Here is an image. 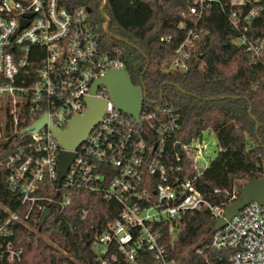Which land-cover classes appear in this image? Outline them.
Masks as SVG:
<instances>
[{
    "label": "built area",
    "instance_id": "1",
    "mask_svg": "<svg viewBox=\"0 0 264 264\" xmlns=\"http://www.w3.org/2000/svg\"><path fill=\"white\" fill-rule=\"evenodd\" d=\"M215 5L224 10L229 6V22L239 30L238 42L246 45L252 61L263 57L264 38L253 41L247 33L264 9L263 0H191L195 20L179 23L187 34L170 70L188 71L191 52L201 38L198 22ZM103 16L108 20L105 12ZM119 68L125 69L124 61L103 50L84 7L70 8L65 0H0V140L20 134L12 152L0 159L18 202L17 210L2 208L0 259L20 261L23 255L22 248L8 240L11 223L36 222L33 213L38 211L40 220L45 209L51 210L49 218L62 215L76 199L82 201L79 216L85 219L100 198L116 202L121 210L92 240L95 264H139L148 254L152 264H176L169 244L181 232L184 218L200 207L215 220H226L212 236L217 253L206 264H264V205L252 200L226 218L227 205L213 204L197 186L209 164L204 160V132L189 142L176 140L173 161L166 152L168 140L179 129L173 106L142 108L137 123L114 107L104 85L91 93L97 79ZM93 95L107 101L103 118L74 150L58 182L65 149L48 124L66 129L73 116L86 113L87 98ZM45 115V126L26 131ZM185 160L192 163L191 175L183 174ZM236 192L232 199L239 198Z\"/></svg>",
    "mask_w": 264,
    "mask_h": 264
},
{
    "label": "trees",
    "instance_id": "2",
    "mask_svg": "<svg viewBox=\"0 0 264 264\" xmlns=\"http://www.w3.org/2000/svg\"><path fill=\"white\" fill-rule=\"evenodd\" d=\"M65 1L70 8L90 9L89 21L99 33L103 50L124 61L133 85L144 84L143 111L160 106L178 111L179 129L166 148L173 161L176 140L189 142L207 130L215 134L220 149L197 182L206 199L221 205L236 202L241 198L239 188L264 177V53L256 63L252 61L246 45L238 42L239 30L229 22V6L224 10L215 5L204 13L198 22L200 41L191 52L188 71L181 73L169 67L187 34L179 23L195 20L191 0H107L108 32L100 9L104 0ZM253 22L248 36L262 40L264 9ZM19 136L0 140V159L12 152V142ZM185 161L183 174L191 175L192 163ZM234 190L238 199H232ZM6 205L17 210L18 202L9 190L7 171L1 168L0 215ZM81 206L82 201L74 200L71 208L52 215L41 229L38 211L33 213L36 222L11 223L8 240L22 248L23 255L20 261L0 259V264H95L92 240L118 216L121 207L97 198L88 217L81 219ZM215 222L205 207L189 213L169 244L170 258L176 264H206L213 259L217 253L211 246ZM198 249L204 252L199 254ZM152 262L148 254L139 264Z\"/></svg>",
    "mask_w": 264,
    "mask_h": 264
},
{
    "label": "water",
    "instance_id": "3",
    "mask_svg": "<svg viewBox=\"0 0 264 264\" xmlns=\"http://www.w3.org/2000/svg\"><path fill=\"white\" fill-rule=\"evenodd\" d=\"M107 0H104L100 9L102 14L105 12V5ZM90 11V9H88ZM105 29L108 32V20H106ZM148 64L144 68L146 71ZM104 85L111 95L114 102V107L118 110L124 111L134 117L137 123H141V114L144 104V99L147 97L146 88L143 83L141 85H133L128 73L125 69H110L101 78L97 79L92 88L91 93L95 94L98 87ZM88 108L86 113L73 116L69 120L68 127L61 129L56 127L53 123H49L50 130L58 139L63 150L60 154V175L58 182L65 176L70 167L71 161L75 157L74 150L78 149L88 137L92 128L103 118L105 108L107 106L106 100H101L96 96H89L87 98ZM251 112V110H250ZM47 124V116H43L33 125L26 128V131H34L40 129ZM257 125V124H256ZM257 125V129H258ZM179 145H177V148ZM241 198L225 208V217L231 218L233 215L240 212L250 201L254 200L264 205V177L258 179L253 178L249 180L243 187L239 188ZM51 210L45 209L39 220V228L41 229L50 217ZM225 219H217L214 224V229L217 231L225 226Z\"/></svg>",
    "mask_w": 264,
    "mask_h": 264
},
{
    "label": "rangeland",
    "instance_id": "4",
    "mask_svg": "<svg viewBox=\"0 0 264 264\" xmlns=\"http://www.w3.org/2000/svg\"><path fill=\"white\" fill-rule=\"evenodd\" d=\"M203 139L207 143V148L204 152L205 163H210L214 159L219 151V145L217 143L216 136L213 132L205 131L203 134Z\"/></svg>",
    "mask_w": 264,
    "mask_h": 264
}]
</instances>
